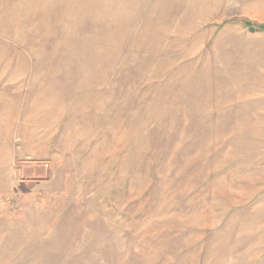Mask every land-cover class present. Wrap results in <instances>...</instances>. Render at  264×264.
Masks as SVG:
<instances>
[{"label": "rangeland", "instance_id": "rangeland-1", "mask_svg": "<svg viewBox=\"0 0 264 264\" xmlns=\"http://www.w3.org/2000/svg\"><path fill=\"white\" fill-rule=\"evenodd\" d=\"M264 0H0V264H264Z\"/></svg>", "mask_w": 264, "mask_h": 264}, {"label": "trees", "instance_id": "trees-1", "mask_svg": "<svg viewBox=\"0 0 264 264\" xmlns=\"http://www.w3.org/2000/svg\"><path fill=\"white\" fill-rule=\"evenodd\" d=\"M258 30H262V31H264V26H260V27L258 28Z\"/></svg>", "mask_w": 264, "mask_h": 264}]
</instances>
